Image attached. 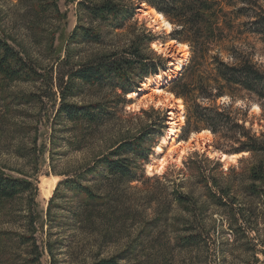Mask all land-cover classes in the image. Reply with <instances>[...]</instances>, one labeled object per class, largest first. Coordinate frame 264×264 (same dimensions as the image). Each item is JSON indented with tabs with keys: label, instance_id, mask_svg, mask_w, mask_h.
Listing matches in <instances>:
<instances>
[{
	"label": "rangeland",
	"instance_id": "1",
	"mask_svg": "<svg viewBox=\"0 0 264 264\" xmlns=\"http://www.w3.org/2000/svg\"><path fill=\"white\" fill-rule=\"evenodd\" d=\"M77 1L0 0V37L43 75L36 81L0 76V171L37 186L36 192L0 204V264H92L114 256L123 264H264V196L257 195L264 187L251 176L256 164L264 165V153L240 152L235 161L224 163L218 154L236 144L207 128L209 139L193 136L198 131L186 128L183 102L177 106L170 95L177 79L194 82L208 71L182 76L190 47L170 41L174 26L170 32L158 28L143 4L121 29L93 24L103 33L100 43L67 44L75 25L87 24ZM143 35L152 38L154 54L145 53L157 66L132 86V96L105 85H83L67 101L98 103L108 112L93 124L57 114L59 70L119 53ZM156 42L162 51L154 49ZM215 47L225 61L231 62L225 49L233 48L264 68V42L257 36L233 30ZM182 54L187 60L178 65ZM199 102L226 110L264 136V102L253 95L235 88L214 101ZM171 113L175 135L169 133ZM143 133L153 146L148 164L155 169L158 160H168L161 173L149 175L141 161L131 179L87 174L82 184L98 197L87 208L64 185L54 188L51 202L52 195L45 198L43 177L75 179L117 145ZM162 138L167 143L156 153Z\"/></svg>",
	"mask_w": 264,
	"mask_h": 264
},
{
	"label": "trees",
	"instance_id": "2",
	"mask_svg": "<svg viewBox=\"0 0 264 264\" xmlns=\"http://www.w3.org/2000/svg\"><path fill=\"white\" fill-rule=\"evenodd\" d=\"M142 4L161 13L174 26L172 40L186 43L190 47L189 65L182 76H193L199 70L202 73L208 71L206 77L197 75L194 82L179 78L172 83L170 92L182 99L186 109V128L191 131L207 128L214 134L220 133L221 137L236 144L225 151L227 154L264 153L263 135L257 136L226 110L199 102V99L214 101L235 88L253 95L258 102H264V68L233 48L225 49L231 62L225 61L218 51H214L215 46L222 44L233 30L238 34L257 36L264 42V5L260 0H78L77 11L80 18L86 19L87 24H76L67 38V44L100 43L103 33L92 27L93 24L108 30L121 29ZM151 40L146 35L138 36L134 45L119 53L100 56L74 65L66 71L59 70L56 77L60 95L57 114L71 122L97 123L101 115L108 112L106 108L98 103L76 105L67 99L75 95L83 85H105L121 90L124 95L130 92L132 86L154 72L157 66L154 57L145 53L150 50ZM152 52L150 50L153 55ZM68 60L69 57L62 60L59 66ZM0 76L9 81H36L43 75L7 40L0 37ZM47 80L52 82V77L49 75ZM260 108L264 111L262 105ZM261 133L264 134V130ZM151 147L145 133L132 140L127 139L103 155L81 176L59 181L55 191L60 185L66 186L81 198L87 208L98 199L87 185L82 184L87 174L101 178L109 175L134 178L141 161L148 163ZM251 176L254 182L264 187V165L256 164ZM261 190L257 192L259 197L264 196ZM31 191H37L32 181L0 171V204ZM54 194L49 202L53 200ZM219 203L223 204L222 201ZM92 264L123 263L114 256Z\"/></svg>",
	"mask_w": 264,
	"mask_h": 264
},
{
	"label": "bare ground",
	"instance_id": "3",
	"mask_svg": "<svg viewBox=\"0 0 264 264\" xmlns=\"http://www.w3.org/2000/svg\"><path fill=\"white\" fill-rule=\"evenodd\" d=\"M145 8L146 9L143 10L145 15L151 16L152 19H153L152 21L154 23L158 24L157 25L158 28H162V29L166 30L167 32L171 31V29H172L171 23L161 13L155 11L153 8H151L149 6L145 7ZM170 41L174 42L177 46L184 47V48L188 49V45L186 43L177 42L176 40H172V39H170ZM152 46L157 51H162L163 50V48L161 47V43H158V42L152 43ZM186 58H187V56H185V54H182L181 60L178 62V65H183V63L187 60ZM161 80L162 81H168L169 78H161ZM147 82L148 83L150 82L149 78H148ZM133 94H134V92H130L129 96H132ZM170 95L173 96L172 93H170ZM174 99H175V102L177 103V106L181 107L182 106V102H183L182 99L181 98H177L175 96H174ZM255 107L258 109L257 106H255ZM170 115L172 116V118H170L171 127H170V130H169V133H170V135H175L177 129L175 128L176 123H175V120H174V117H173L174 114L171 113ZM179 119H182V115L179 116ZM203 134H206L207 139H209V136L211 135L210 131L207 130V129H202V130H200L198 132H193L192 135L193 136L197 135L198 137H201ZM166 143H167V138H162L161 144H158L155 147L156 153L162 152L163 151L162 145H164ZM184 151H185V149L181 150V153L179 154L180 157H181V155L184 154ZM241 153L245 154L246 152H241ZM241 153L225 154V153L221 152L220 154H218V156L220 157L221 161L226 163L228 161H235L240 156ZM215 154L217 155V153H215ZM210 156L213 157L214 154L211 153ZM167 161L168 160H167L166 157L161 158L160 160H158V165H157V167L155 169L152 167L151 164L146 163L147 164V167H146L147 173L149 175L154 174V171L157 172V173H161L164 170L165 165L167 164ZM58 181H59L58 176L43 177L41 179L40 188H41L45 198L51 197L52 191L56 187Z\"/></svg>",
	"mask_w": 264,
	"mask_h": 264
}]
</instances>
